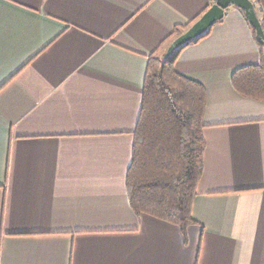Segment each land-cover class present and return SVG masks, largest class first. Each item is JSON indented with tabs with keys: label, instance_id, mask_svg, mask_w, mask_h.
<instances>
[{
	"label": "crops",
	"instance_id": "0c3cea01",
	"mask_svg": "<svg viewBox=\"0 0 264 264\" xmlns=\"http://www.w3.org/2000/svg\"><path fill=\"white\" fill-rule=\"evenodd\" d=\"M214 2L0 0V264H264V101L232 82L261 50L236 6L175 62L207 92L196 222L129 201L150 55Z\"/></svg>",
	"mask_w": 264,
	"mask_h": 264
},
{
	"label": "trees",
	"instance_id": "16d2710c",
	"mask_svg": "<svg viewBox=\"0 0 264 264\" xmlns=\"http://www.w3.org/2000/svg\"><path fill=\"white\" fill-rule=\"evenodd\" d=\"M261 21L264 27V17ZM210 29L176 49L166 61L165 51L150 55L127 172L133 210L178 225L184 233L196 222L192 209L203 173L207 92L201 83L177 72L175 62L183 48L207 36ZM180 33L177 27L171 36ZM258 44L261 61L238 68L232 82L242 95L264 101V55Z\"/></svg>",
	"mask_w": 264,
	"mask_h": 264
},
{
	"label": "water",
	"instance_id": "95a60500",
	"mask_svg": "<svg viewBox=\"0 0 264 264\" xmlns=\"http://www.w3.org/2000/svg\"><path fill=\"white\" fill-rule=\"evenodd\" d=\"M242 9L249 23L256 31V39L263 46L264 55V27L258 15L256 5L253 0H215L214 4L199 19L190 25L184 32L177 35L165 50L163 60L166 61L172 53L182 45L199 37L211 28L217 21L221 20L226 9L230 6Z\"/></svg>",
	"mask_w": 264,
	"mask_h": 264
}]
</instances>
